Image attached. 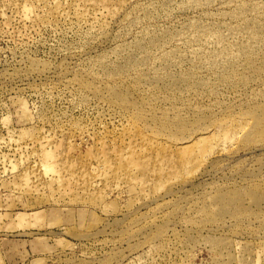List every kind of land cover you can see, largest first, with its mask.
<instances>
[{
	"label": "rangeland",
	"instance_id": "374dc122",
	"mask_svg": "<svg viewBox=\"0 0 264 264\" xmlns=\"http://www.w3.org/2000/svg\"><path fill=\"white\" fill-rule=\"evenodd\" d=\"M0 264H264V0H0Z\"/></svg>",
	"mask_w": 264,
	"mask_h": 264
},
{
	"label": "bare ground",
	"instance_id": "6f19581e",
	"mask_svg": "<svg viewBox=\"0 0 264 264\" xmlns=\"http://www.w3.org/2000/svg\"><path fill=\"white\" fill-rule=\"evenodd\" d=\"M155 139V138H154ZM157 141V140H156ZM124 155V154H123ZM49 156V155H48Z\"/></svg>",
	"mask_w": 264,
	"mask_h": 264
}]
</instances>
